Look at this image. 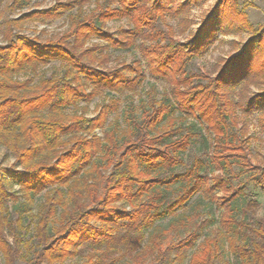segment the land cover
<instances>
[{"label":"trees","instance_id":"1","mask_svg":"<svg viewBox=\"0 0 264 264\" xmlns=\"http://www.w3.org/2000/svg\"><path fill=\"white\" fill-rule=\"evenodd\" d=\"M31 1L11 0L0 9V15L8 11L0 22L5 39L0 43V145L15 158L9 166L0 164V264H115L126 255L135 264L185 259L216 264L225 245L233 264H264V216L253 208V199L237 205L246 186L234 183L256 168L239 121L261 112L264 122V24L254 28L241 18L253 36L240 52L213 72L190 71L192 59L219 33L240 30L229 12H222L227 4L216 6V15H206L193 32L191 0H95L89 12L85 7L92 0H55L50 7L15 15ZM65 14L68 27L58 35L42 39L24 33L27 23ZM120 19L127 25L108 27ZM168 19L190 39H180ZM137 44L140 59L108 65V50ZM51 62H59L61 72L34 86L32 79L16 77ZM145 71L164 81L167 91L159 99L153 88L139 114L131 103L121 131L114 125L103 136L96 132L117 110L116 99L100 105L95 116L67 114L69 106L103 92H136ZM176 112L213 135L209 159L220 174L203 172L197 158L184 171L175 169L184 165L183 153L199 137L175 126ZM256 170L249 178L264 189V166ZM176 184L167 196V188ZM196 194L221 209L212 234L197 245V230L165 243L156 233L151 245L142 247L147 228L175 216ZM86 246L93 251L76 260ZM113 249L120 251L117 258L110 256Z\"/></svg>","mask_w":264,"mask_h":264},{"label":"rangeland","instance_id":"2","mask_svg":"<svg viewBox=\"0 0 264 264\" xmlns=\"http://www.w3.org/2000/svg\"><path fill=\"white\" fill-rule=\"evenodd\" d=\"M11 0H2L0 3V9H3L8 2ZM185 1V0H182ZM191 11L190 18L193 20V24L189 27L190 31L196 32L199 28L203 18L212 13L216 15L215 7L219 4H227V8L222 7V12L225 14L226 11L229 12V20H234L235 29L231 34L224 35L218 34V39L212 43L207 51L203 54L197 55L192 59L188 65V70L190 71H207L213 72L216 68L222 64L224 59H228L240 52L244 45L253 36L252 31L243 27L240 19L245 18L247 22L254 28L264 24V0H191ZM55 0H32L24 9L17 11L15 15L19 16L24 12L29 10H37L41 8H47L52 6ZM95 7V0H92L90 4L85 7L87 12L91 11ZM225 10V11H224ZM8 14L2 12L0 15V22ZM227 22V21H226ZM168 24L176 26V20L168 19ZM111 30H116L120 26H126V19L113 20L107 23ZM68 27L67 14L58 19L47 21L41 23L38 21L27 23L24 27V33L30 36H40L42 39L49 38L51 36L58 35L64 32ZM178 32L181 30L177 27ZM180 39L186 40L190 39L189 32L178 34ZM238 45H236L235 43ZM0 43H5L3 37V27L0 25ZM110 55V60L108 62L109 66H115L118 63L124 61L126 63H131L135 59H140V49L139 44L134 45L130 49H110L108 50ZM61 72V67L59 62H51L45 66H41L35 72L28 69L27 72L22 71L16 77L21 81L32 79L30 85L34 86L38 83L39 79L44 76H49L52 74H59ZM156 90L157 97L160 99L167 91V85L164 81L160 79H155L151 77L148 72L145 71V79L143 80L141 86L134 93H124L115 94L103 92L93 98L91 101L79 100L76 105H71L66 109L68 115L85 113L86 116H95L98 114L99 106L103 103H107L110 99H116L118 101L117 110L113 111L108 117L107 123L103 129H97V133L103 136L106 130H109L114 125H116L119 130L124 129L127 126L125 119V112L131 103L137 108V114L140 113V104L142 100H147L149 92L151 90ZM253 90H257L253 88ZM181 113L176 112L175 114V126L181 129L183 132L186 130H192L199 134L192 144V148L188 149L183 153L184 165H180L176 170H185L191 166L193 159H200L202 161L203 172H214L220 174L221 170H216L210 163V155L212 153V142L213 135L206 129V126L199 121L188 117V119H181ZM263 115L261 112H256L250 117H245L239 121V128L243 130L242 135L246 138V148L249 152L251 158V166H256V168L250 171L248 174H244L241 177L234 180L235 184L243 183L246 187L237 201V205L242 207L247 206L252 199L255 200L252 206L256 209L259 216H264V189L260 185H255L249 176L256 173V169L259 166H264V127L262 124L263 120L261 118ZM261 121V122H260ZM121 131V130H120ZM14 155L5 147L0 145V164L11 165L14 162ZM240 166L237 164L234 166L235 173H238ZM178 184L173 185L165 192L167 196H172ZM17 186H15L16 190ZM43 194V193H42ZM37 197V203L43 200V195ZM127 208H130L127 205ZM221 213L215 204L210 203L207 199H199L196 194L189 200L186 205L176 212L175 216L167 215L162 219L155 221V223L145 230L144 238L142 241V247L151 245V237L153 234L160 233L162 242L165 243L167 240H177L185 235H187L192 230H197L199 232V239L197 245L209 234H212L218 226V218ZM243 214L241 213V216ZM196 245V247H197ZM195 247V248H196ZM118 248V247H117ZM114 250V251H113ZM111 251V258L118 257L120 251L113 249ZM93 251L91 246H86L81 254L76 260H82L84 254ZM223 254L221 258L218 259L216 264H233L234 256L231 254L228 246L222 248ZM120 258V257H119ZM118 259V258H117ZM115 260V264H135V262L128 256H124L119 260ZM73 260H68L64 264H70ZM182 264H188V259Z\"/></svg>","mask_w":264,"mask_h":264}]
</instances>
